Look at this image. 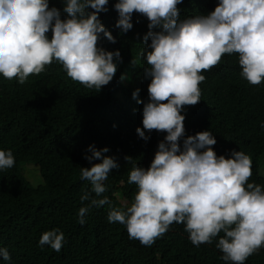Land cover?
Returning <instances> with one entry per match:
<instances>
[{
    "label": "clouds",
    "instance_id": "9594fccd",
    "mask_svg": "<svg viewBox=\"0 0 264 264\" xmlns=\"http://www.w3.org/2000/svg\"><path fill=\"white\" fill-rule=\"evenodd\" d=\"M182 2L118 0L114 5L119 16L115 26L124 33L133 27L134 12L149 21L144 40L150 39V50L143 53L148 65L144 74L151 78L149 101L143 106V130L136 132L144 140L149 139L145 130L167 135L150 166H134L121 183L135 184L137 190L131 200L119 199L125 210L112 208L107 219L125 225L122 236L136 239L131 242L139 246L150 247L173 223L184 224L197 247L212 243L223 232L216 245L222 259L245 264L264 252V188L248 182L251 157L242 151L232 152L228 159L217 156L212 125L198 119L181 148L185 131L181 112L184 106L201 101L199 85L205 80L201 73L217 66L223 56L238 54L239 76L253 86L264 82V0H218L208 15L181 20L177 5ZM107 4L108 0H65L67 18L62 20L58 9L49 8L48 0H0V76L24 84L30 75L40 76L56 61L74 82L96 91L108 85L118 71L114 58L122 62V57L118 50L98 46L101 34L115 43L98 15L107 11ZM138 92H133L134 99ZM196 114L209 120L208 110L199 109ZM36 122L37 112L15 106L0 110V170L14 166L13 150L32 138ZM89 151L85 159L91 167L81 168L80 174L95 194L81 196V225L88 214L95 217L93 209L111 204L108 197L100 196L107 190L104 182L111 170L119 167L112 157L103 155L108 148L90 146ZM64 239L61 231L53 229L41 235L39 244L59 254ZM124 249L112 254L120 258ZM0 258L11 259L7 248L0 247Z\"/></svg>",
    "mask_w": 264,
    "mask_h": 264
},
{
    "label": "trees",
    "instance_id": "16d2710c",
    "mask_svg": "<svg viewBox=\"0 0 264 264\" xmlns=\"http://www.w3.org/2000/svg\"><path fill=\"white\" fill-rule=\"evenodd\" d=\"M117 2L108 0L107 11L98 14L115 43L101 34L98 46L110 52L118 50L122 62L114 58L117 75L99 91L72 81L56 61L40 76L30 75L24 84L0 76V110L15 106L37 112L32 138L13 150L14 166L0 170V247L7 248L11 256L8 261L0 258V264H228L216 246L223 232L212 243L197 247L190 241L185 225L173 223L150 247L139 246L131 242L136 239L125 240L122 236L123 227L127 231L125 225L107 219L112 208L125 210L119 199L131 200L137 190L135 184L130 187L121 183L128 180L134 166H150L158 144L167 135L145 130L149 139L144 140L136 132L137 128L143 130V106L149 101L151 78L145 77L148 65L143 55L145 49L150 50V39L144 40L149 21L134 12L132 29L122 32L115 26L119 18L114 8ZM48 4L59 10L62 20L67 18L65 0H48ZM217 4L218 0H183L177 7L183 20L206 16ZM47 36L51 39V30ZM237 57L236 53L223 56L217 66L201 73L205 76L199 85L201 101L184 106L181 114L185 116V131L179 143L182 148L197 119L212 125L217 156L228 159L234 151L249 155L252 176L248 182L264 188V82L253 86L239 76ZM137 89L134 99L132 94ZM199 109L208 110V119L214 122L196 114ZM186 110H190L187 117ZM90 146L108 148L103 155L112 157L119 167L111 170L104 182L107 190L100 196L108 197L111 204L93 209L95 217L88 214L81 225V196L86 192L95 194L80 174L81 168L91 167L85 159L91 155ZM126 157L131 158L130 162ZM26 164H33L43 180L36 186L27 180L31 165ZM53 229L65 237L59 254L39 244L41 235ZM121 249L120 258L112 254ZM245 264H264V252Z\"/></svg>",
    "mask_w": 264,
    "mask_h": 264
},
{
    "label": "rangeland",
    "instance_id": "374dc122",
    "mask_svg": "<svg viewBox=\"0 0 264 264\" xmlns=\"http://www.w3.org/2000/svg\"><path fill=\"white\" fill-rule=\"evenodd\" d=\"M28 165H31V166H28ZM28 166V168H27V176L29 177V180L31 181V183L33 184V185H35V184H37L39 181H40V179L41 178H39L38 180H37V176H38V173L36 172V168L33 166V164H26V166L25 167H27ZM29 172V173H28ZM260 172H262V171H260ZM37 180V181H36ZM32 181H36V182H32Z\"/></svg>",
    "mask_w": 264,
    "mask_h": 264
}]
</instances>
